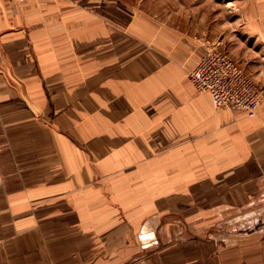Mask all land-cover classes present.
<instances>
[{"label": "crops", "instance_id": "crops-1", "mask_svg": "<svg viewBox=\"0 0 264 264\" xmlns=\"http://www.w3.org/2000/svg\"><path fill=\"white\" fill-rule=\"evenodd\" d=\"M233 2L238 37L221 43L237 50L233 60L264 89V0ZM36 12L28 3L0 6V264H264L259 234L235 258L222 250L183 252L188 239L170 241L173 217L184 219L177 208H144V199L167 197L186 207L206 201L214 203L206 210H250L264 191V97L250 117L215 108L188 81L186 69L214 41L169 25L147 28L143 58L98 67L107 76L90 85L81 64L70 67L86 48L84 34L63 26L53 35L48 13L38 28ZM126 12L117 18L126 22ZM93 40L96 57L134 49L127 27ZM94 129L100 135L89 144L101 177L108 168L132 169L113 182L91 184L87 150L78 148L77 139ZM81 185L90 189L76 196L72 188ZM163 239L174 245L160 251ZM153 245L157 252L144 250Z\"/></svg>", "mask_w": 264, "mask_h": 264}, {"label": "rangeland", "instance_id": "rangeland-1", "mask_svg": "<svg viewBox=\"0 0 264 264\" xmlns=\"http://www.w3.org/2000/svg\"><path fill=\"white\" fill-rule=\"evenodd\" d=\"M25 3H28L30 6L32 4L35 6V11H37L35 19L38 28H42L38 20L44 23L41 17L46 16L45 14L48 13V20L55 26V28H53V35H56L58 30L63 26H66L63 30H66L70 34L73 33L74 37L82 35V33L84 34L86 48L84 51H79V53L78 51L76 52V55L80 54L81 57L76 60L71 59L70 67L76 69L79 64H81V69L87 70V77L90 85H93L96 80L101 81L105 79L107 76V74H101V76H99V74L96 73L98 67H103V69L107 70V66L112 64H118L122 67V65L132 61L137 62L141 60L144 56L142 53L149 49L146 41L141 38V31L147 28L151 31L152 27L160 28L164 25H169L178 28L180 31H184L186 34L189 32L193 33L195 35L193 37L198 40L208 39L214 41L207 44L203 48V51L199 52L201 54L199 60L207 51L212 49H217L226 55L228 54L232 60L234 58L233 54L235 56L237 52L234 47L231 49L225 48L221 43L222 40L227 38L226 36H228L229 39L238 37L236 27L240 25V22L236 17L233 0H0V6L4 4L14 7ZM97 3L100 4V8H96ZM54 4L57 7L67 5V8L63 7V10L58 9L55 11L56 8H54ZM46 6L51 9H46L44 14L43 8ZM38 7L41 9H38ZM111 10H113V12L109 13ZM123 10H127L126 22L123 21V17H121L122 20L117 18L118 14L120 15V12ZM39 11H41V14ZM107 15L116 18L115 22L121 20V24L113 21L111 22L108 20ZM65 18H67L68 21L64 20ZM58 20L59 22L55 23V21ZM126 27L127 38L132 39L134 45L131 55L117 58L111 57L110 55L107 57H96L92 55L91 50L94 47L93 39L95 37H107L110 32H121L125 30ZM130 28H132V30H130ZM69 38L70 41L74 40L71 39L73 38L71 35ZM185 38L188 41V38ZM150 43L152 46V41ZM197 64L194 68L190 67L186 69L188 81L190 72L197 68ZM235 64L239 66L236 62ZM239 68L241 67L239 66ZM241 70L243 69L241 68ZM76 77L77 76H73L74 79L72 80L74 81ZM78 78L79 76L77 79ZM252 81L255 82L254 80ZM260 88L263 89V87ZM43 116L46 120L47 116ZM87 134L90 135L89 139L79 137L77 139V145L80 151L84 152L87 150V166H90L93 170V178L95 179L91 184H96L98 178L108 179L109 182H113L119 179L120 173L132 170L128 167L125 168V170L122 169V171L115 168H108L105 169V177H101L99 170H97L100 158L90 150V144H92L94 139L98 140L100 131H95L94 129L92 132L88 130ZM105 148H107V146H105ZM106 151L109 153L111 152L109 149H106ZM91 157L94 158L92 159ZM119 171L121 172L119 173ZM86 186L87 185H81L78 188L73 187V193L76 194V196H80L82 192H87V190L90 189ZM66 195L71 197L69 192L66 193ZM173 199L174 198L169 199L167 197L147 198L144 199L143 203L145 210H153L152 212H156L158 209L161 213H171L177 208L178 214L184 219L181 221L180 218L173 217L174 223H171L173 225L171 231L174 232L175 235H172L170 241L174 240L180 242L184 239H188L187 242L191 243L187 244V247H182L185 249L183 252L202 251L205 249H211L212 251L222 250L227 251L229 257L233 255L232 258H235V250H242L247 243V237L252 233L259 234V241H256V243L264 242V191L256 193V201L250 210L248 209L250 206H246V208L242 209L224 208L218 210V208H209V210H206V208L212 206L210 204L214 203L202 201L201 203L191 204L186 207L187 204L184 205L183 203H181L182 205L178 204V202L172 204L171 201ZM198 209L201 210L199 211ZM177 210H175V212H177ZM201 213L204 216L203 220L200 218ZM198 215L200 216L197 217ZM222 220H224V222H222ZM163 241L167 242L164 243V247H162L160 251L166 248V246H172L173 244V242L168 243L170 241L166 239H163ZM248 241L251 242L250 240ZM155 246H145L144 250L150 253L155 251ZM157 250L155 252H157Z\"/></svg>", "mask_w": 264, "mask_h": 264}, {"label": "built area", "instance_id": "built-area-1", "mask_svg": "<svg viewBox=\"0 0 264 264\" xmlns=\"http://www.w3.org/2000/svg\"><path fill=\"white\" fill-rule=\"evenodd\" d=\"M189 81L196 93L211 97L215 108L233 106L253 117L264 96V90L256 85L225 53L207 51L190 72Z\"/></svg>", "mask_w": 264, "mask_h": 264}]
</instances>
